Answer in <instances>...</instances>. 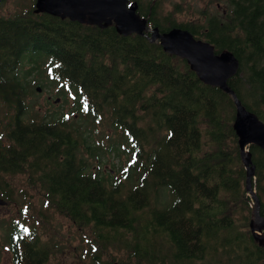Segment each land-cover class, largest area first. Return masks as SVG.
I'll return each instance as SVG.
<instances>
[{
  "label": "trees",
  "instance_id": "16d2710c",
  "mask_svg": "<svg viewBox=\"0 0 264 264\" xmlns=\"http://www.w3.org/2000/svg\"><path fill=\"white\" fill-rule=\"evenodd\" d=\"M18 1L21 12L0 16L4 200L25 177L28 191L90 234L91 264H264V245L250 228L256 204L233 96L204 84L186 60L151 42L150 31L126 37L114 24H80L37 13L36 0L25 9ZM168 1L129 3L148 29L187 30L217 55L233 54L239 71L229 87L264 123V0H217L223 11L190 21L166 11ZM32 73L41 80H28ZM36 86L57 90L70 109L48 98L50 109L40 112L28 101ZM112 151L128 158L116 179L103 167ZM249 152L264 218V150ZM7 241L15 264H60L21 221L10 223Z\"/></svg>",
  "mask_w": 264,
  "mask_h": 264
},
{
  "label": "water",
  "instance_id": "95a60500",
  "mask_svg": "<svg viewBox=\"0 0 264 264\" xmlns=\"http://www.w3.org/2000/svg\"><path fill=\"white\" fill-rule=\"evenodd\" d=\"M36 11L101 28L114 24L117 32L126 37L148 36L146 32L150 31L151 42H160L166 53L186 60L204 84L219 87L233 96L236 105L234 129L248 171L247 188L257 204L250 228L256 240L264 245V218L260 216V205L252 185L255 170L249 152L252 145L264 150V123L245 108L229 87L228 81L239 71L235 56L228 52L217 55L212 44L197 40L187 30L173 29L161 34L158 29H148V21L140 17L137 5L130 6L129 0H36ZM37 92L41 93L42 89L38 87ZM59 102L60 99L55 103ZM4 203L0 200V205Z\"/></svg>",
  "mask_w": 264,
  "mask_h": 264
},
{
  "label": "rangeland",
  "instance_id": "374dc122",
  "mask_svg": "<svg viewBox=\"0 0 264 264\" xmlns=\"http://www.w3.org/2000/svg\"><path fill=\"white\" fill-rule=\"evenodd\" d=\"M18 2V0H10L5 6H1L0 16H15L21 12ZM21 2L23 9L31 5L30 0H22ZM224 9L225 5L217 3V0H169L166 4V11H178L181 14L179 17L183 21L198 20L204 17V12L218 13ZM33 67L28 62L25 63V71H30ZM28 78V80H41V77L35 73L28 75ZM38 87L40 86H36V88ZM55 94H57V90L50 94L48 89H44L41 93L38 92L29 96L28 101L34 102L36 108L45 113L50 109V105L46 101L51 97L53 98V106L61 109V112H67L71 104L62 103L60 98V102L55 103L58 100ZM101 131H105V134H114L112 130L106 127H103ZM127 162L128 158L124 152L112 151L108 154L103 165L107 178H110L108 173L112 174L111 178L113 179L120 177ZM14 183L12 201L4 200L0 193V200L5 202L4 205H0V264H11V257L7 248V233L10 223L13 221H21L29 230L34 229L47 243L55 262L60 264H91L87 255L89 247L87 238L90 234L83 233L82 230L77 231L66 218L60 217L50 210L36 195V192L28 191L25 185V177L15 178ZM28 205L30 210L27 209Z\"/></svg>",
  "mask_w": 264,
  "mask_h": 264
},
{
  "label": "flooded vegetation",
  "instance_id": "af4514ba",
  "mask_svg": "<svg viewBox=\"0 0 264 264\" xmlns=\"http://www.w3.org/2000/svg\"><path fill=\"white\" fill-rule=\"evenodd\" d=\"M49 100H52V98L49 97ZM7 239H8V233H7ZM7 242H8V241H7ZM7 248H8V252L10 253V257H11L10 262H11V264H15L14 261H13V255H12V253H11V249H10L9 242H8V246H7Z\"/></svg>",
  "mask_w": 264,
  "mask_h": 264
},
{
  "label": "bare ground",
  "instance_id": "6f19581e",
  "mask_svg": "<svg viewBox=\"0 0 264 264\" xmlns=\"http://www.w3.org/2000/svg\"><path fill=\"white\" fill-rule=\"evenodd\" d=\"M256 207H257V204H256ZM255 213H256V208H255ZM253 220H255V214H254V218H253ZM253 220H252V221H253Z\"/></svg>",
  "mask_w": 264,
  "mask_h": 264
}]
</instances>
